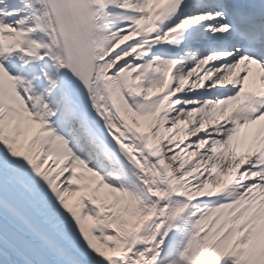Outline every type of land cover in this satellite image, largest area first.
Here are the masks:
<instances>
[{"label": "snow or ice", "instance_id": "obj_1", "mask_svg": "<svg viewBox=\"0 0 264 264\" xmlns=\"http://www.w3.org/2000/svg\"><path fill=\"white\" fill-rule=\"evenodd\" d=\"M0 264H264V0H0Z\"/></svg>", "mask_w": 264, "mask_h": 264}]
</instances>
